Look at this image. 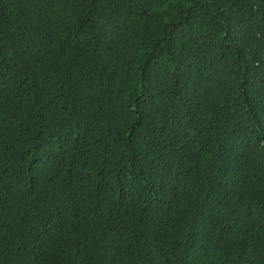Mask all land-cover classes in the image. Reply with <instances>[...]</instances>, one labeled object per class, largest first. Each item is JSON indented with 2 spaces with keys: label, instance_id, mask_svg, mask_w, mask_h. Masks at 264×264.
I'll list each match as a JSON object with an SVG mask.
<instances>
[{
  "label": "trees",
  "instance_id": "obj_1",
  "mask_svg": "<svg viewBox=\"0 0 264 264\" xmlns=\"http://www.w3.org/2000/svg\"><path fill=\"white\" fill-rule=\"evenodd\" d=\"M0 264H264V0H0Z\"/></svg>",
  "mask_w": 264,
  "mask_h": 264
}]
</instances>
